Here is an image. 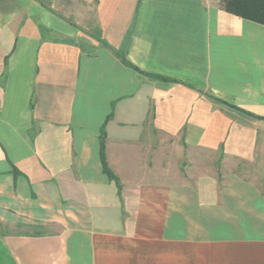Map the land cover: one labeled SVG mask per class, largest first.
<instances>
[{
    "label": "crops",
    "instance_id": "crops-1",
    "mask_svg": "<svg viewBox=\"0 0 264 264\" xmlns=\"http://www.w3.org/2000/svg\"><path fill=\"white\" fill-rule=\"evenodd\" d=\"M0 225V264H264V24L0 0Z\"/></svg>",
    "mask_w": 264,
    "mask_h": 264
},
{
    "label": "trees",
    "instance_id": "trees-1",
    "mask_svg": "<svg viewBox=\"0 0 264 264\" xmlns=\"http://www.w3.org/2000/svg\"><path fill=\"white\" fill-rule=\"evenodd\" d=\"M221 6L226 11L238 15L242 18L249 19L261 24H264V0H221ZM123 61L129 66L134 67L137 71H141L137 66L132 64L126 57V54L122 55ZM153 75V74H152ZM159 79L173 81L171 78L153 75ZM105 131L101 134V156L104 164L105 171L110 177H115L111 169L108 167L106 161V142H105Z\"/></svg>",
    "mask_w": 264,
    "mask_h": 264
},
{
    "label": "rangeland",
    "instance_id": "rangeland-1",
    "mask_svg": "<svg viewBox=\"0 0 264 264\" xmlns=\"http://www.w3.org/2000/svg\"><path fill=\"white\" fill-rule=\"evenodd\" d=\"M0 229H1V225H0Z\"/></svg>",
    "mask_w": 264,
    "mask_h": 264
}]
</instances>
